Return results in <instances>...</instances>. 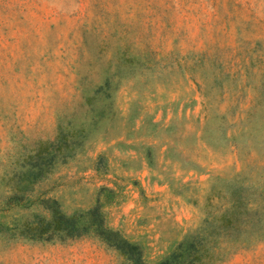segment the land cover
Returning a JSON list of instances; mask_svg holds the SVG:
<instances>
[{
    "label": "rangeland",
    "instance_id": "rangeland-1",
    "mask_svg": "<svg viewBox=\"0 0 264 264\" xmlns=\"http://www.w3.org/2000/svg\"><path fill=\"white\" fill-rule=\"evenodd\" d=\"M58 124L81 149L8 202L18 154ZM235 173L264 175V0H0V223L47 214L44 197L97 203L154 262ZM0 264L131 263L91 233L0 232ZM211 264H264V238Z\"/></svg>",
    "mask_w": 264,
    "mask_h": 264
},
{
    "label": "trees",
    "instance_id": "trees-1",
    "mask_svg": "<svg viewBox=\"0 0 264 264\" xmlns=\"http://www.w3.org/2000/svg\"><path fill=\"white\" fill-rule=\"evenodd\" d=\"M84 137L82 128L58 124L52 138L39 139L18 154L16 166L7 174L11 189L7 201L25 199L32 185L56 163L65 162L81 149ZM205 200L213 208L206 210L198 225L186 231L165 257L154 262L145 261L135 242L105 224L97 203L66 213L55 198L44 197L40 202L47 214L33 212L11 225L0 223V232L45 241H64L91 233L116 248L131 264H211L235 248L264 238V175L248 180L243 173L213 177Z\"/></svg>",
    "mask_w": 264,
    "mask_h": 264
}]
</instances>
